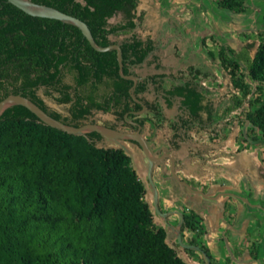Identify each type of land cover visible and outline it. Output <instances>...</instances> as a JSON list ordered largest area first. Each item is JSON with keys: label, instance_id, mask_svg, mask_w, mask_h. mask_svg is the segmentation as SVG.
Segmentation results:
<instances>
[{"label": "trees", "instance_id": "trees-1", "mask_svg": "<svg viewBox=\"0 0 264 264\" xmlns=\"http://www.w3.org/2000/svg\"><path fill=\"white\" fill-rule=\"evenodd\" d=\"M85 22L100 47L123 51V73L138 75L156 50L155 43L133 34L143 23L139 0H31ZM225 10L245 13L244 0H217ZM122 15L119 23L111 20ZM131 37L113 41L112 37ZM252 57V45L240 51L227 39H202L205 54L226 71L234 90L216 106L204 85L211 76L196 67L178 75H154L135 86L122 78L117 50L96 51L76 26L27 15L0 0V102L10 95L31 99L53 118L82 126L94 112L114 113L160 129L163 109L143 99L150 85L164 95L169 109L181 99L182 114L170 127L174 139L194 128L230 125L235 112L251 125L253 139L264 143V32ZM217 48V53L212 47ZM157 61L155 58L153 62ZM161 66H157L160 69ZM175 81L170 88L162 80ZM70 80V81H68ZM45 88L69 116L51 110L39 91ZM138 99L140 102H138ZM146 108L148 113L140 115ZM219 137V134H217ZM98 133L67 134L47 126L23 106L0 117V264H188L167 243L154 223L146 188L122 149H101ZM227 139V135L218 138ZM135 143V142H132ZM178 148L179 146L175 144ZM194 233L202 259L221 264L207 245L201 217L189 211L182 231ZM255 251V252H254ZM252 253L258 259V248ZM226 264H232L230 259Z\"/></svg>", "mask_w": 264, "mask_h": 264}, {"label": "crops", "instance_id": "crops-1", "mask_svg": "<svg viewBox=\"0 0 264 264\" xmlns=\"http://www.w3.org/2000/svg\"><path fill=\"white\" fill-rule=\"evenodd\" d=\"M139 1L137 14L138 16L144 15V21L133 34L138 35L144 41L150 39L155 43L156 50L147 59L149 62L155 58L158 62L166 61L172 55L176 60H184L186 55L189 59V55L195 53L193 47H199L196 52L205 54L202 39L207 36L227 39V44L233 49H236L235 45L240 42L241 49H243L246 43H243L241 38L248 33L251 34L245 20H248L250 24L251 22L256 24L260 20L259 15H262L264 19L263 5L260 4V0H249L248 3L244 0L247 7L245 13L235 12L237 15L235 17H216L213 25L208 16L210 9L218 5L217 0H214L213 4L210 0ZM195 12L200 14L197 19L191 16V13ZM133 34L125 37L129 38ZM248 42L252 43L251 37ZM259 44L258 41L255 53ZM145 63L134 68L138 77L146 79L166 73L155 71L150 75L140 74L139 71L144 70ZM181 64L179 62L173 73L165 75L187 72L189 65L183 68ZM174 82L166 78L160 85L163 83L173 85ZM148 91L157 92L152 85ZM161 95L164 97L162 92ZM225 99L226 97H223V100ZM178 103L177 109L180 110L181 99ZM171 109L165 106L166 111ZM150 129H152L151 125ZM181 141L177 153H172L178 162V170L189 177V181L195 188L203 190L208 197L216 198L206 199L199 194L189 192V210L195 211L201 217V224L204 228L201 242L207 245L220 263L230 259L232 264H264V152L245 150L235 154L233 158L232 155H227L222 151L215 152L211 158L207 156L215 163L223 161L220 162V166H217V164H206L205 158L199 159V156L195 154L198 151L197 144L191 145L194 152L189 153V144ZM220 142L223 144L226 140ZM244 199H248L251 205L247 204ZM255 205H260L262 209ZM172 220H177V217H172ZM189 236H192V233ZM255 247L258 248V259L252 256Z\"/></svg>", "mask_w": 264, "mask_h": 264}, {"label": "rangeland", "instance_id": "rangeland-1", "mask_svg": "<svg viewBox=\"0 0 264 264\" xmlns=\"http://www.w3.org/2000/svg\"><path fill=\"white\" fill-rule=\"evenodd\" d=\"M180 1V0H178ZM214 0H210V2L213 4ZM247 3L250 2L249 0H246ZM260 4L263 5V11H264V0L259 1ZM264 13V12H263ZM200 15L198 12L191 13L192 18H196L197 16ZM221 16H230V17H235L237 16L235 12L229 11L222 9L218 5L213 9H210L209 12V18L211 21V24L213 25L214 20L216 17H221ZM260 20L254 24V22H248V20H245V23L247 25V29L250 30L251 34L244 35L245 37L241 38V41L243 43H246V46L252 45L254 48L251 51V54L253 55L255 53V46L257 45L258 41L260 42V37L259 34H262L264 32V19L262 18V15H259ZM123 20L122 16H117L116 18L111 20V23H117ZM255 25V26H254ZM215 30V29H213ZM257 33V34H256ZM127 37V36H126ZM125 36H120V37H112V39H115V41H123L126 39ZM251 37L252 43H249V38ZM237 51H240L242 48V44L239 42L237 45H235ZM199 47L194 48L193 50L195 53L189 55V59L186 55L184 57V60H176L174 58V55L171 56L166 61L160 60L153 62L146 61L145 63V68L144 70L139 71L140 74H146L150 75L154 73L155 71L158 72H166L165 74L168 73H173V71L178 67L179 62H181L182 67L185 68L189 65V67H196L198 69H201L202 71L208 73L211 77L207 80H205L204 85L211 90H218V91H212L213 92V101L215 104L219 105L221 104L224 100L223 97H226V99L234 93L231 80L229 75L226 73L224 69H222L218 63L214 62L211 60L206 54H202L201 52H196L198 51ZM214 52L217 53V48L215 46L212 47ZM173 54V52L171 53ZM169 55H170V50H169ZM161 66V70H157V66ZM70 81V80H68ZM161 86L170 88L172 87L171 84L169 83H163ZM153 88V87H151ZM224 89V90H223ZM223 94V95H221ZM39 95L44 99L46 102L47 106L54 111H57L61 113L64 116H69V108L70 105L66 104H59L54 96H50L47 94L46 89L42 88L39 91ZM143 99L149 103L152 104H159L164 112L165 116V122L163 123V126L160 129H150L149 123H146L143 127L142 133L147 138L153 147V151L155 154L161 153L163 150H170L173 154L177 153L179 147L177 148L175 144L180 146L179 144L182 142L180 139L175 140L173 137L174 131L171 129L170 125L172 122H174L179 115H181V111L177 109V106H179L178 100L175 99L176 106L172 108L169 111L165 110V101L163 100V96L161 95V90L155 93H152L150 91L146 92L143 96ZM163 112V113H164ZM145 114L148 113V110L144 112ZM144 114V115H145ZM233 119L230 121V125L225 126L224 124L220 126H214L212 128L208 129H199V128H194L193 131L188 133V135L183 139V143L189 144V153L194 152L193 149H191V145L193 143L197 144L198 151L195 153L199 156V159H206L205 163L206 164H217V166H220V162L223 161H212L211 155L215 154V152H226L227 155H232L231 157H235V154L244 152L245 150H261L264 152V143L261 141H255L253 139L254 133L251 129V125L241 119L240 117V112H235L233 114ZM88 123H95L99 125H104L107 127H111L114 129H119L123 131H129V132H135V130L132 129V127L123 121H118L117 116L114 113H108L105 114L103 112H94V114L88 118L87 121L82 122V126ZM219 134V137L217 136ZM227 135L226 142L221 144L218 138ZM121 144L125 145L128 150L130 155L134 157V161H132V165L135 168H138L139 170V177L143 181V183L146 182V176H147V166H148V161L146 156L143 154V152L139 149V147L131 142H125L122 141ZM185 144V145H186ZM98 148L101 149H121V145L117 142L108 140V139H103L100 143H98ZM152 152V154L154 153ZM209 156L210 158H208ZM131 158V157H130ZM132 160V159H131ZM156 172L157 168L155 167ZM145 200L148 202L149 206L153 210L152 207V194L149 189L146 190V195H145ZM154 213V212H153ZM178 221H173V224H176ZM154 223L158 226L161 227L164 225L163 221L160 217L155 215L154 213ZM167 243L174 248L179 257H181L186 263L188 264H207L206 262L203 261V257L200 253H191L184 248L178 246V235H176L175 232L172 230L167 229ZM190 234V233H189ZM189 234H186L185 237L189 242L195 238V234L192 233V236H189ZM199 241L201 242V238H199ZM198 257V258H196ZM217 257H219L217 255ZM221 264H226V261H223Z\"/></svg>", "mask_w": 264, "mask_h": 264}, {"label": "water", "instance_id": "water-1", "mask_svg": "<svg viewBox=\"0 0 264 264\" xmlns=\"http://www.w3.org/2000/svg\"><path fill=\"white\" fill-rule=\"evenodd\" d=\"M7 1L29 16L36 17V18L57 20V21H61V22L66 23V24L76 26L77 28H79L82 31L85 38L89 41L91 46L96 51L105 53V52H108L111 50H117L118 61H119V65H120V75L122 78L133 80L135 82V86L138 84V82L143 80V78L137 77L134 75H130V76L125 75L123 73L124 64H123V51H122L121 46L118 44H114V45H111L108 47L98 46L93 35H92V32H91L89 26L85 22H83L82 20H80L74 16H71L69 14H66L60 10L55 9V8L34 3L31 0H7ZM136 100L138 102H140L138 99H136ZM14 106H23V107L27 108L34 115H36L41 122H43L47 126H50V127L55 128L57 130L63 131V132L70 134V135L83 136V135H86L89 133H94V132L98 133L101 136H103L104 139H108V140L119 143L121 145V149L124 150L129 157H131L133 162H135L133 156L130 155L128 148L125 145L121 144V142L122 141H125V142L128 141V142L137 143L139 145V147L142 149L144 155L147 157L148 162H149L148 177H149L151 185L153 186V188L156 192V195H155L156 206L155 207H156V211L158 213H160V211L157 207V189L155 187V183H154L153 178H152L154 166L157 163L162 162L165 158H169L172 162L171 173L177 181L181 182L179 177L176 174V170H175L176 161L173 158V156L170 154H164L163 156H161L159 158L154 157L150 151L149 144H148L145 136L142 133V126L137 124V123H134L133 121H131L130 123L138 126V130L136 132L123 131V130L114 129L111 127H107V126L99 125V124H95V123H88V124H85L83 126L75 127L72 125L65 124L62 121H59V120L53 118L47 112H45L40 106H38L35 102H33L31 99H29L27 97H24L23 95H10L7 98H5L4 100H2L0 102V117L4 114L5 111H7L8 109H10ZM144 112H145V108L140 114L143 115ZM135 170L137 171V173H139L138 168H135ZM181 183H183L185 186H187L189 188V190L195 194H199L206 199H216V198L208 197L206 195V193L201 191V190H196V189L192 188L190 186V184L188 185L185 182H181ZM244 201L247 204L251 205V203L249 202L248 199H244ZM255 206L257 208L262 209V207L260 205H255ZM179 243L185 249L197 250L200 252L202 251L201 248L198 246L183 244L181 237H179ZM207 264H210V259L207 260Z\"/></svg>", "mask_w": 264, "mask_h": 264}, {"label": "flooded vegetation", "instance_id": "flooded-vegetation-1", "mask_svg": "<svg viewBox=\"0 0 264 264\" xmlns=\"http://www.w3.org/2000/svg\"><path fill=\"white\" fill-rule=\"evenodd\" d=\"M145 111H146V108H145ZM131 121H133L134 123H137V124H139V123L136 122L135 120H127V122H125V123H128L132 127V129L135 130V132H136L138 130V126L131 124L130 123ZM175 121H178V118ZM142 130H143V126H142ZM187 135H188V133H186L185 131H183L181 134L183 139H185V137ZM173 137H174V135H173ZM146 140L149 144L151 153L154 152L153 147L151 145V142L147 138H146ZM133 144H135L139 147V145L137 143H133ZM139 149L142 151V149L140 147H139ZM164 154L172 155V152L170 150H166V151L163 150L159 154H155V152H154L152 155L156 158H159V157L163 156ZM173 158H174V156H173ZM147 161H148V159H147ZM175 161H176L175 170H176V174L179 177L180 181L185 182L188 185L190 184V186L196 190H200V189H197L193 186V183H191L189 181V177H187L184 173H182L181 171L178 170V162L176 159H175ZM148 167H149V162H148V166H147V170H146V172H147L146 179L147 180L144 183V185H145L146 190L149 189L151 194H152V207H153V210L151 209L152 212H154L155 215H157L158 217H160L162 219L163 224H164L162 227L163 229L164 228H165V230L169 229V230H172L173 232L177 233V235H178V241H177L178 246L182 247V245L179 243V237H181L183 244L189 245V240H187L185 237L186 234H189V230L185 229L184 231H182V229L184 226L185 217L189 214V211H191V210H189V192L192 194H195V193L191 192L187 186H185L183 183L177 181L174 178V176L171 173L172 162L169 158H165L162 162L157 163L154 166L153 173H152V178H153V181L155 183V187L157 189V207L160 211V213H158L156 211V207H155L156 206V203H155L156 192H155L153 186L151 185L149 177H148ZM155 167L157 168V171H159L158 173L156 172ZM201 191H203V190H201ZM177 198H178V200H177ZM154 213H153V215H154ZM172 217H177L178 222L176 224H173V221H176V220H172ZM166 232H167V230H166ZM185 250H189V249H185ZM198 252H200V251H198Z\"/></svg>", "mask_w": 264, "mask_h": 264}, {"label": "bare ground", "instance_id": "bare-ground-1", "mask_svg": "<svg viewBox=\"0 0 264 264\" xmlns=\"http://www.w3.org/2000/svg\"><path fill=\"white\" fill-rule=\"evenodd\" d=\"M134 158V157H133Z\"/></svg>", "mask_w": 264, "mask_h": 264}]
</instances>
